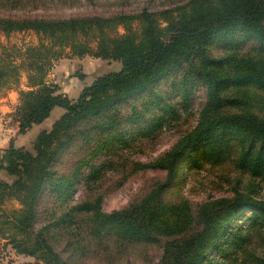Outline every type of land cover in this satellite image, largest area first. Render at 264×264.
I'll list each match as a JSON object with an SVG mask.
<instances>
[{
    "label": "trees",
    "instance_id": "obj_1",
    "mask_svg": "<svg viewBox=\"0 0 264 264\" xmlns=\"http://www.w3.org/2000/svg\"><path fill=\"white\" fill-rule=\"evenodd\" d=\"M68 1L0 0V33L33 32L48 41L26 49V65L35 73L27 77L31 90L19 93L15 112L18 134L43 123L53 109L63 110L50 131L36 136L31 150L16 147L11 141L0 154L1 240L7 239L6 245L18 255L33 259L26 264H122L132 257L141 258V248L160 241L158 258L148 264H201L206 251L209 255L215 247L211 240L221 233L217 230L218 216H212L218 209L201 205L196 219L186 202H163L161 190L179 174L181 163V168L191 172L202 163L200 148L203 151L224 136L242 143L241 166H259L261 155L251 157L256 147L264 153V0H168V5L158 10L148 5L131 9L129 1L134 0H117L120 8L109 14L70 17L23 12L29 7H64ZM232 30L253 40L260 53L240 58L233 54L209 57L207 41ZM55 47H69L78 56L90 53L117 61L121 68L97 77L73 102L56 85L44 82V64L39 57L43 53L60 56ZM0 51V90H5L18 82V68L7 49L1 47ZM180 64L189 66L186 73L194 74L187 76L202 85L208 96L196 125L152 163L159 172H166L165 178L155 181L146 197L106 213L102 211L105 185L116 178L117 171L101 167L90 176L85 193L72 197L61 215L54 206L41 209V197L48 186L49 191L59 193L57 200L70 189L71 179L51 180L55 158L64 147L71 140V146H78L92 134L85 130L87 124L118 114L124 98ZM99 131L109 133L111 129ZM190 146L197 154L188 151ZM225 153L226 148L221 155ZM8 199L19 207L2 208ZM249 207L240 209L231 222H237ZM258 208L262 209L259 224L264 225V202ZM40 214L42 225L36 228ZM221 244L217 242L216 247Z\"/></svg>",
    "mask_w": 264,
    "mask_h": 264
},
{
    "label": "rangeland",
    "instance_id": "obj_2",
    "mask_svg": "<svg viewBox=\"0 0 264 264\" xmlns=\"http://www.w3.org/2000/svg\"><path fill=\"white\" fill-rule=\"evenodd\" d=\"M129 2L131 9L148 5L152 6L153 10H158L163 5H168V0ZM117 3V0H71L64 7L40 6L35 9L29 7L23 12L35 16L105 15L119 9ZM118 31L124 32L122 28ZM41 43L45 45L48 41L33 32H15L8 36L0 33V48L7 49L18 68V82L9 89L0 90V130L3 138L18 135L15 112L20 103L19 93L31 90L27 77L35 73L26 65V49L40 47ZM207 43L211 51L209 57L213 59L228 54L240 58L243 55L255 56L260 53L258 45L253 40L233 30L226 31ZM61 48L54 49L61 51L58 57H51L52 53L40 55V62L44 64L42 69L44 82L47 85H56L59 92L73 102L97 77L117 72L121 68L117 61L102 59L90 53L78 56L71 52L69 47ZM187 66L184 64L175 66L140 91L124 98V101L119 103L118 114L112 113L108 120L87 124L85 130L91 131L92 134L80 140L76 147L71 146V140L64 147V151L62 150L55 158L54 175L51 180L55 181L59 177L71 179V191L66 189L64 197L61 199L59 196L60 199L57 200L59 193L49 191L51 188L48 186L41 197V209L54 206V210L60 209L61 215L62 209L66 211L69 203H72L80 192L82 195L85 193L91 180L90 176L101 167H104L105 171H117L116 178L105 185L103 212L123 209L132 201L146 197L154 182L162 181L166 176V172H159L152 163L163 156L188 129L196 125L199 111L207 100L205 88L193 77L187 76ZM62 113L63 110L60 108L53 109L49 118L45 120L46 123L41 127H35L30 133L27 131L20 138L21 144L16 147L31 150L36 136L42 131H50ZM101 128L111 131L101 134L99 131ZM247 144L245 142L244 147ZM241 146L242 143L233 138L228 140L225 136L220 137V140L211 142L203 151L200 148V153L204 155L201 165L190 172L181 168L183 166L181 163L179 174L173 176L169 184L161 190L160 197L163 202L166 204L186 202L191 208L189 213L196 219L201 205L213 210L218 209L212 216L215 218L218 216L217 230L221 233L211 240L215 247L210 254L208 253L209 255L206 251V257L201 264H264V225L259 224L262 209L258 208L264 202V153L257 147L254 148L251 158L260 154L259 166L254 164L241 166L239 161ZM225 148L226 153L222 156L221 152ZM188 151L194 154L198 152L193 150L192 146ZM127 153L130 154L129 158L126 157ZM3 178L8 179L5 176ZM238 194L240 195L237 199ZM62 202L63 205L58 207V203ZM248 205L250 207L241 213L238 221L231 222L234 215ZM18 207L16 201L8 199L2 208ZM41 214L36 220V228L42 225ZM229 230L233 233L229 234ZM248 232L246 238L237 239L238 235L244 237ZM7 241L3 239L0 244V263L26 264L33 261L31 257L18 255L10 245H6ZM220 241H222L220 248L216 247ZM160 243L163 242H155L141 248L139 250L141 258L132 257L130 262L122 264H148L155 261L161 252ZM224 249L227 250L225 253L222 252Z\"/></svg>",
    "mask_w": 264,
    "mask_h": 264
},
{
    "label": "crops",
    "instance_id": "obj_3",
    "mask_svg": "<svg viewBox=\"0 0 264 264\" xmlns=\"http://www.w3.org/2000/svg\"><path fill=\"white\" fill-rule=\"evenodd\" d=\"M44 123H46V121L43 122V123H42L41 125H39V126H33V127L29 130V133H30L33 129H35V127H41L42 125H44ZM36 131H37V130H36ZM17 134H18V133H17ZM25 134H26V133H25ZM25 134H23V135H25ZM23 135L18 134L17 137L13 136V138H11V137H9V138H3V137H2V134H1V130H0V153H1L4 149H6V148L9 146V144H10L11 141L14 143L15 146L21 144V139H20V138L23 137ZM1 242H2V240H1V238H0V244H1Z\"/></svg>",
    "mask_w": 264,
    "mask_h": 264
}]
</instances>
